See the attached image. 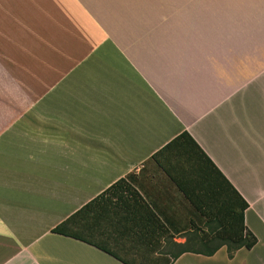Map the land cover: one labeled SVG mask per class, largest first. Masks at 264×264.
Returning <instances> with one entry per match:
<instances>
[{"label": "crops", "instance_id": "obj_1", "mask_svg": "<svg viewBox=\"0 0 264 264\" xmlns=\"http://www.w3.org/2000/svg\"><path fill=\"white\" fill-rule=\"evenodd\" d=\"M72 2L94 19L113 17L114 29L101 32L110 41L74 42L66 49L75 56L41 60L22 76L6 46L54 47L46 34L18 47L0 0V264L171 260L173 244L206 221L183 190L193 198L220 190L208 186L220 178L187 137L177 139L182 133L247 203L244 226L257 241L232 259L221 247L172 264H264V0H236V8L216 0L153 31L141 7L118 15L115 0ZM230 61L252 74L230 80ZM120 179L135 194L111 198L103 249L52 232Z\"/></svg>", "mask_w": 264, "mask_h": 264}, {"label": "rangeland", "instance_id": "obj_2", "mask_svg": "<svg viewBox=\"0 0 264 264\" xmlns=\"http://www.w3.org/2000/svg\"><path fill=\"white\" fill-rule=\"evenodd\" d=\"M114 1V0H113ZM115 7L113 11L116 14L121 13L128 14L132 12L136 7H141L145 12L146 16L141 20L142 25L149 31H153V28L160 26H167L176 17H182L189 11L199 13V7L207 6L213 8L217 2L216 0H115ZM229 1V2H228ZM233 1V2H230ZM236 0H225V4H229L236 8ZM1 7H4V18H2V24L4 25L6 34L12 30L16 41L20 44L30 46V39H36L38 42L44 35H47V40L52 42L53 50H10L6 46L5 59L16 57L20 60L23 70L21 71L22 76L28 74V71L38 72V65H42V61L50 59H59L62 55L69 57L75 56L77 52L66 49V46L74 42H87V41H110L104 34L102 29L106 31L114 29L112 18H100L94 19L91 14L85 10L80 3L79 6L72 2V0H1ZM211 10V9H209ZM18 15H17V13ZM131 12V13H132ZM16 13V14H15ZM15 14V15H14ZM32 16V17H31ZM31 17V18H30ZM177 18V19H178ZM130 21L131 19H126ZM140 21V20H139ZM210 27V24H209ZM181 33V35L189 34ZM177 34V33H176ZM199 35V34H198ZM169 36V35H168ZM30 37V39H29ZM189 37V36H187ZM212 36L206 35L209 42H220V39L210 40ZM39 46V45H37ZM198 48H209L206 44L196 45ZM214 53L213 60L216 54ZM235 56L234 51L229 52L230 59ZM48 58V59H47ZM7 60V59H6ZM229 67L230 80L239 81L244 79L247 74H252V68H237L235 65ZM6 66V70H7ZM126 194V193H125ZM124 195V192H122ZM107 197L111 200V193H108ZM114 197V196H113ZM102 200L99 201L98 206L100 207ZM107 208L109 204L105 202ZM90 217L87 220L92 222L94 217L98 216L94 211L91 212ZM93 216V217H92ZM71 232L78 234L84 238L90 239L96 243L103 244L102 241V227H99L95 232H88L81 227L70 229ZM171 245L167 244L165 250L171 249ZM170 260L169 257H158V258H144L141 261L136 262L137 264H167Z\"/></svg>", "mask_w": 264, "mask_h": 264}, {"label": "trees", "instance_id": "obj_3", "mask_svg": "<svg viewBox=\"0 0 264 264\" xmlns=\"http://www.w3.org/2000/svg\"><path fill=\"white\" fill-rule=\"evenodd\" d=\"M184 137H187L195 146L198 159L202 163L201 165L213 167L214 172L220 178L219 182L210 179L207 183L208 186L218 187L220 190H197V196L195 198L191 197L187 190H183L191 204L198 213L206 218V221L204 228H194L191 232L186 233V240L183 244H173L175 250L172 252V259L169 260L167 264H172L179 255L186 252L212 256L221 247L226 248L228 258L232 259L237 250L241 248L251 249L257 241L256 237L244 226L243 211L246 209L247 203L242 200L236 190H234L228 181L214 168L210 160L192 141L187 133L180 134L177 139ZM179 187L181 188L180 185ZM226 188L228 190H225ZM122 192L132 195L135 194L133 187L125 179H120L112 184L102 194L85 204L68 219L53 228L52 232L83 239L103 249L100 246L101 244L79 236L71 232L70 229H74L78 226V228L81 227L88 232H95L98 230L99 227H102V225L108 222V219L112 217L110 216L112 200L107 197L108 193H111V198H113V196L117 197L122 195ZM220 196H222L221 199ZM101 200L102 203L99 207L98 203ZM105 202L109 204V208H107ZM92 211H94L96 215L98 212V216L94 217V220L90 222L87 219L91 216L89 214H91ZM110 229L114 234L116 233L117 228L110 227Z\"/></svg>", "mask_w": 264, "mask_h": 264}]
</instances>
